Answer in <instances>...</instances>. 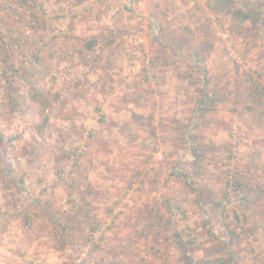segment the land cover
Returning a JSON list of instances; mask_svg holds the SVG:
<instances>
[{
	"label": "rangeland",
	"instance_id": "obj_1",
	"mask_svg": "<svg viewBox=\"0 0 264 264\" xmlns=\"http://www.w3.org/2000/svg\"><path fill=\"white\" fill-rule=\"evenodd\" d=\"M40 2L45 23L0 0V30L49 42L41 76L18 86L22 113L3 108L0 79V136L27 187L0 190V264H217L230 236L237 264H264V107L245 89L264 85V0ZM88 38L98 45L84 59ZM22 53L14 44L0 63L18 67ZM202 73L225 97L191 125ZM179 132L203 147L198 175ZM181 171L186 180L171 175ZM235 172L254 189L245 229L235 218L245 210L201 207L192 192L222 195ZM26 193L73 215L63 249L49 215L23 206Z\"/></svg>",
	"mask_w": 264,
	"mask_h": 264
},
{
	"label": "trees",
	"instance_id": "obj_2",
	"mask_svg": "<svg viewBox=\"0 0 264 264\" xmlns=\"http://www.w3.org/2000/svg\"><path fill=\"white\" fill-rule=\"evenodd\" d=\"M20 5H22L23 8H27V12L29 15L33 16L34 18L36 16H40L39 14H44V7L40 0H19ZM28 5V6H27ZM27 6V7H26ZM17 12V11H16ZM41 12V13H40ZM20 13V12H18ZM23 13V12H21ZM41 14V17L36 21L37 23H45V16ZM32 17V18H33ZM246 17H244V20ZM32 20L28 21L30 23ZM30 27H32L30 25ZM35 29V26L32 27ZM22 36H19L14 33L13 29L7 26H3V28L0 30V57L2 60H5L4 57H7L9 54V50L12 49L14 44H17L21 51H23V55H26V58L23 59L20 66H12L4 68L3 65L0 63V65L3 67L4 71L2 74H0V79H3V85H2V93H4L3 90L7 91V94L3 97L2 100V106L4 109H10L12 113H22L21 111V95L22 93L21 88H18L20 84H24V86H28L29 84L33 83L34 79H38L39 76H41V66L44 62L43 53L47 49V46L49 42H45V38H40L35 45H27L28 42L26 39L29 38L28 34H26V31L21 33ZM24 37V38H23ZM16 40V41H14ZM51 41V39H48ZM53 40V38H52ZM114 44L113 41L108 42V44L105 46L106 48L112 46ZM98 45V41L96 39H90L88 38L86 40V45L84 50H80V57L81 58H88L90 55L93 54L95 48ZM27 50V52H26ZM13 53V52H12ZM194 70L198 71L199 68H194ZM259 76H262L261 73ZM199 80H198V79ZM196 79V84H200V86L197 88L199 90V98L196 100V109L194 111V114L191 115V125H193L192 121L197 120L199 124L203 123V116L207 114L208 112L212 111L214 107H217L219 103H222L223 98L225 97L224 93H222L221 89L218 88L216 90H211L210 92L207 91L209 89V85L211 84L210 78H206L205 74H198ZM259 80V79H258ZM255 78H251L247 81L246 84V90L248 91L250 97L252 99L250 100V103L253 104L257 103L258 109H261L264 107V85L262 82H259ZM21 87V86H20ZM197 90V91H198ZM195 95H198L197 92H195ZM7 101V102H6ZM250 112H253L254 110H257L252 107H248ZM193 118V119H192ZM181 130V129H179ZM179 137H183L181 139H178L179 142L185 143L189 147V152L194 157L192 162H187L189 166L192 167V170L196 169L194 171V175H198L201 171H204V161H205V154H203V150L200 148H203L202 145L199 144L196 145L195 143L190 144L187 136L179 132ZM196 138V137H192ZM9 141H13L9 139ZM199 147V148H198ZM11 148L7 146L5 142V136H0V190L7 189L10 187V185H13L17 187L22 193L26 191V178L25 176L20 175L17 170L13 167L10 154H11ZM74 155L71 158V155L68 156V161L71 160L72 166H75V163H78L79 156L77 154V151L75 150ZM31 155V157L35 154L32 150L31 153H28ZM179 155V154H177ZM184 155H180L182 157ZM60 177L62 178L64 176V169L60 170L59 172ZM173 177H176L178 179L186 180V175L183 171L179 172V174H176L173 172L171 174ZM18 176H21L18 177ZM44 180L43 178H40V181L42 182ZM64 180V179H63ZM189 181V179H188ZM192 182V180H191ZM193 183V182H192ZM188 184V183H187ZM47 185V184H46ZM230 186V188H229ZM192 192L196 196L198 203L201 207H203L206 204H211L214 207L220 206L221 209L229 210L231 206L240 208L243 210L249 209L250 205L252 204L254 198L253 196V186L251 183H249L247 177L245 176L244 172H235L234 175L230 178L228 182V189L225 191L224 194L220 195L216 192H205L199 188L192 187ZM30 198L27 200L28 203H25L23 206L25 208H30L34 210H38L41 213H47L49 215V219H52V222L54 223L55 231V241L59 244V247L63 249L65 245H68V242H71L70 236H69V229L70 226L68 223V219L72 217L73 215L70 213H65L64 211L57 209L54 207V203L46 200H39L34 198L33 196L30 197L26 193L25 200L27 198ZM83 197H78L75 202L74 207L80 211L82 208V203L85 201L82 199ZM72 202V203H73ZM246 210L242 212L241 216L239 214L235 215L236 220L241 224L242 229H245L248 227V221L249 217L247 216ZM241 217H243L241 219ZM24 219L27 224H30L34 219L32 218L29 211H26L24 213ZM205 227L208 228L207 221H205ZM212 232V236L216 237L214 232ZM160 236V232L157 233V237L155 238V241L158 240ZM231 236L227 238V240L223 241V248L225 250V255H223V251L221 249H218L217 253H215V258L218 259L217 264H237V260L234 258V252L235 247L233 245ZM228 257V258H227ZM216 264V263H215Z\"/></svg>",
	"mask_w": 264,
	"mask_h": 264
}]
</instances>
